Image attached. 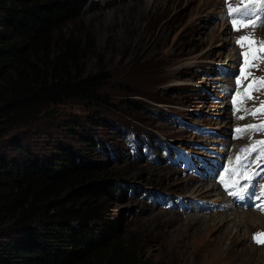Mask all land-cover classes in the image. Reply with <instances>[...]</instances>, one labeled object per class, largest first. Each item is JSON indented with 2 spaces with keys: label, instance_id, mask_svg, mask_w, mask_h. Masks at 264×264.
I'll return each mask as SVG.
<instances>
[{
  "label": "rangeland",
  "instance_id": "rangeland-1",
  "mask_svg": "<svg viewBox=\"0 0 264 264\" xmlns=\"http://www.w3.org/2000/svg\"><path fill=\"white\" fill-rule=\"evenodd\" d=\"M79 1L77 18L59 35L86 41L83 69L106 70L108 79L99 92L105 101L54 106L53 117L43 115L24 135L33 154L47 155L54 144L103 163L114 185L113 195L104 201L108 220L117 223L124 238L139 240L147 264H264V235L258 236L262 242L252 237L263 226L243 223L242 246L225 252L228 241L216 240L224 227L210 230L216 217L207 220L223 207L207 201L209 191L196 185L212 182L203 179L200 169L222 166V171L235 159L239 127L257 126L244 131L243 147L256 143L264 154V144L257 143L264 141V91L253 94L244 82L264 77L263 65L246 62L264 64V14L241 20L250 0L236 3L240 11L230 16L247 28L234 30L223 17V12L228 16L225 0ZM237 37L247 39L237 43ZM249 170L247 161L233 179L239 182L211 180L216 188L223 186L228 200L239 185H248L251 193L262 188L264 175L251 186L255 170L246 176ZM252 211L264 216V211ZM213 239L221 249L212 248Z\"/></svg>",
  "mask_w": 264,
  "mask_h": 264
},
{
  "label": "trees",
  "instance_id": "trees-1",
  "mask_svg": "<svg viewBox=\"0 0 264 264\" xmlns=\"http://www.w3.org/2000/svg\"><path fill=\"white\" fill-rule=\"evenodd\" d=\"M80 5L0 0V264H147L139 240L108 220L103 163L54 144L34 155L24 138L54 106L105 101L106 70L83 69L86 41L59 35Z\"/></svg>",
  "mask_w": 264,
  "mask_h": 264
},
{
  "label": "bare ground",
  "instance_id": "bare-ground-1",
  "mask_svg": "<svg viewBox=\"0 0 264 264\" xmlns=\"http://www.w3.org/2000/svg\"><path fill=\"white\" fill-rule=\"evenodd\" d=\"M228 1L229 0H225L224 1V8L226 9V12L228 13V16L226 15L225 12H223V17H228V19L230 21H232L230 24H232L234 22V20L232 18H230V15H231V12L232 11H230L231 9H229L227 7V4H228L227 2ZM205 3L206 4L207 3H210V0H205ZM257 5H258V8H260V5L261 4H259L256 1H254L250 5V8H254ZM227 25L225 26L226 28H228ZM246 28L244 30H246ZM250 31H253V29H250ZM218 37H219V33H216L214 35V39L215 38H218ZM259 109H261V107H259ZM242 110L243 109H239L238 112L239 111H242ZM248 129H250V127H239L235 131V134H234V136H235V143H239V145L237 147L235 159L233 161H230V162L226 163L223 166L222 171H221L222 166H215L213 168L200 169L199 171L204 176L203 179H205V180L208 179V180H210L212 182L209 185H207L208 183L203 180L202 182L196 184V185L201 186V188H203L204 190H208L209 191V195H207V196H210V199H206L207 201H212L214 203L220 204L219 205L220 208L223 207L224 210L228 209L230 211V212L224 211L221 208L220 211L212 212V213H215V214H213V215L210 214L209 216H207V220H208V218L216 217L211 222L210 230H212V229H214V230L215 229H218L220 226H223L224 227L223 230L221 231L220 235L218 237H216V240L220 244H223L224 240L228 241V246L225 247V252L228 251L230 253L234 250V248L236 246L237 247L242 246L241 237H242L243 231L241 229V226L243 225V223H246V225H247L248 228L249 227H252L253 225L254 226H260V227L263 226L262 230L257 231V232H254L252 234V237L254 236L255 233L256 234H258V233L261 234L264 231V216H262V215H260V214H258L256 212H254L252 210H246V211L243 210V209L242 210H238L239 209L238 207L243 206V204H240V202L238 200H236L234 198H231L230 197V194H227V196H228L229 199L226 200V198L223 197V195L225 194V192L223 191L222 187L221 188H218V187L216 188L214 181L211 180V177L223 178L224 179V182H228L230 180H233L234 178H236L238 176V170L241 167V165L244 166V164L247 161L250 164V170H249V172L246 173V176H247V174H249L250 172L254 171L257 168L255 170V172H254V175H253L252 179H251V182H250L251 186H254L255 185L256 179L259 176H261L262 174L264 175V165H260L264 161V154L259 153V149L257 148V144L256 143L252 144L251 148H249L248 150H245V148L243 147L244 146V142L246 141L245 140V137L243 136V133H244V131H247ZM229 141H228V145L230 146V145H232L231 139ZM231 147H230L229 150H231ZM252 148H255V150H258V153L255 154L254 156H253V152L254 151L251 152V154L249 155V150L252 149ZM227 154H228V152L226 153V155ZM237 156L240 157L239 160H237ZM222 159L223 158L218 159L217 162L220 161V160H222ZM214 163H216V162L209 163L208 165H211V164H214ZM204 167H200V168H204ZM197 168H199V167H197ZM245 169H248V168H245ZM242 172H243V170L241 171V173ZM217 180L218 179H216L215 181H217ZM236 181L237 180H233V182H236ZM260 185H262V184H260ZM196 189H198L197 186H196ZM248 191H249V188H248ZM220 194H221L222 197L220 196ZM198 200H201V199L199 198ZM206 208L209 209V207H207V206H206ZM207 209H205V210H207ZM192 210H194V209H192ZM194 219H196V220H193V221L194 222H197L198 218H194ZM200 222H203L204 223V220H201ZM214 240L215 239L212 240L211 246H212L213 249L216 250L217 246H216V244L213 243ZM262 245H264V242H262ZM219 249H221V248H219Z\"/></svg>",
  "mask_w": 264,
  "mask_h": 264
},
{
  "label": "snow or ice",
  "instance_id": "snow-or-ice-1",
  "mask_svg": "<svg viewBox=\"0 0 264 264\" xmlns=\"http://www.w3.org/2000/svg\"><path fill=\"white\" fill-rule=\"evenodd\" d=\"M257 2H260V3L262 4V6H264V0H257ZM230 11H239V10H238V9H232V10H230ZM241 15H246V13L242 12ZM245 39H247V38H246V37H240V38H238L237 43H239L241 40H245ZM262 105H264V102H262ZM241 118H242V117H241ZM247 127L256 128L257 126L249 125V126H247ZM257 143H258V144H264V141H258ZM242 151H243V150H242ZM253 151H255V148H252V149L249 150V155H250L251 152H253ZM239 159H240V157L237 156V160H239ZM249 179H251V177H249ZM245 187H248V185H246ZM262 195H264V193H262ZM242 198H243V197H241V199H242ZM257 199H260V197H257ZM257 207H260V206L257 205ZM261 211H264V208H261ZM259 235H264V234H254L253 239H254V240H257V242H262V241H259V240H258V236H259Z\"/></svg>",
  "mask_w": 264,
  "mask_h": 264
}]
</instances>
